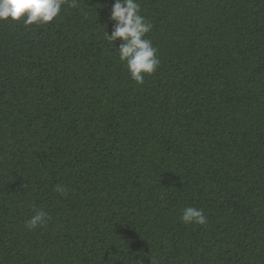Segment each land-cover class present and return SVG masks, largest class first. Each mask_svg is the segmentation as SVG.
<instances>
[{"label":"trees","instance_id":"trees-1","mask_svg":"<svg viewBox=\"0 0 264 264\" xmlns=\"http://www.w3.org/2000/svg\"><path fill=\"white\" fill-rule=\"evenodd\" d=\"M138 2L143 84L114 0L0 21V264H264V0Z\"/></svg>","mask_w":264,"mask_h":264},{"label":"clouds","instance_id":"clouds-1","mask_svg":"<svg viewBox=\"0 0 264 264\" xmlns=\"http://www.w3.org/2000/svg\"><path fill=\"white\" fill-rule=\"evenodd\" d=\"M78 7V0H0V21H22L25 26L45 25L59 16L61 8ZM107 23H112L105 39L115 47L120 62L124 63L130 78L137 84H143L145 77L152 75L159 67L157 49L147 37L153 25L141 15L138 0H114ZM119 41L118 46L115 42ZM54 191L67 195L63 185L57 184ZM51 217L43 210L35 211L26 221L28 230L46 225ZM180 220L185 224L205 225L207 216L202 208L187 206L182 210ZM138 264H142L140 260ZM156 264L155 260L151 261Z\"/></svg>","mask_w":264,"mask_h":264}]
</instances>
